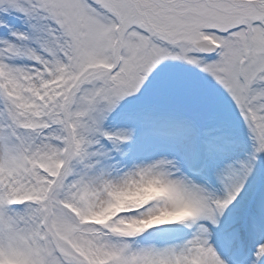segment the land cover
Returning a JSON list of instances; mask_svg holds the SVG:
<instances>
[{"label":"snow or ice","instance_id":"snow-or-ice-1","mask_svg":"<svg viewBox=\"0 0 264 264\" xmlns=\"http://www.w3.org/2000/svg\"><path fill=\"white\" fill-rule=\"evenodd\" d=\"M0 264H264V0H0Z\"/></svg>","mask_w":264,"mask_h":264}]
</instances>
